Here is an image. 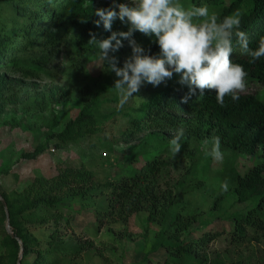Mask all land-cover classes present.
Instances as JSON below:
<instances>
[{
	"label": "trees",
	"instance_id": "1",
	"mask_svg": "<svg viewBox=\"0 0 264 264\" xmlns=\"http://www.w3.org/2000/svg\"><path fill=\"white\" fill-rule=\"evenodd\" d=\"M206 1L210 14L215 13L221 19L238 10L242 14L241 30L249 37V47L258 48L260 38L264 37V0ZM180 3L186 8L202 6L201 0H181ZM106 7V2L97 4L96 0H0V113L5 111L6 99L7 102L12 100L8 90L13 85L47 73L49 45L60 41L68 23L79 29L78 35L86 45H89L90 32H95L97 38L111 35L103 29L102 22L99 27L95 24L99 20L95 10ZM114 26L119 28L113 22L112 31H119ZM133 38L146 51L150 50L149 54L159 52L153 38L139 32H134ZM123 44L124 47L115 53L118 58L120 51L129 47L126 40ZM230 60L241 64L248 73L247 87L237 101L226 97L225 106L221 107L215 92L206 89L203 95L197 90L188 103H182L181 99L189 89L179 84L180 77L174 74L172 79L150 90L145 100L130 108L126 112L129 117L127 127L118 135L127 140L140 138V141L129 149V167L116 169L111 179L100 181L87 169L66 167L53 177H33L18 192L0 191L7 205L11 230L16 236L12 237L6 230V212L0 200V264H16L21 250L20 264H62L67 258L75 259L83 247L89 248L66 232L71 216L69 211H63L62 205L65 199L77 196L87 207L93 206L100 221L116 214V217L126 219L130 212L138 210L147 211L148 220L157 219V214H161L158 220L161 229L148 254L139 263L131 264H172L167 258L157 261L150 257L160 250L179 259V264H223L221 250L212 249L211 242L224 239L226 245L230 240L244 241L248 234H252L255 241L264 237V95L262 91L251 90L252 84L264 85V57L253 62L236 45ZM113 86L102 85L92 93L90 100L84 102L76 116L68 119L58 132H53L59 124L58 109L53 106L45 139L21 156L32 158L43 153L53 138L57 139L56 146L62 148L105 130V124L114 121L111 118L120 112L102 109L107 98L102 99L100 95L110 92ZM57 89L59 87L50 88L53 104L65 96L64 90L58 94ZM192 120L199 126L194 131L195 137H202L206 142L219 136L221 148L227 149L230 157L257 154L259 158L243 173L235 166L224 170L220 193L213 198L209 215L199 209L178 210L174 207L173 194L165 189L160 193L158 188V177L166 165L163 156L172 155L169 141L175 131ZM6 122L12 126L21 123L14 113ZM189 134L184 131L182 140ZM105 143L109 144L106 138ZM150 146H155V150L147 153ZM225 181L227 191L222 187ZM231 196L244 210L236 209L231 213L234 222L231 232L234 233L228 235L229 230L226 231L224 226L218 228L217 224H212L222 217L221 202ZM97 199L99 202L91 205Z\"/></svg>",
	"mask_w": 264,
	"mask_h": 264
},
{
	"label": "rangeland",
	"instance_id": "2",
	"mask_svg": "<svg viewBox=\"0 0 264 264\" xmlns=\"http://www.w3.org/2000/svg\"><path fill=\"white\" fill-rule=\"evenodd\" d=\"M180 1L178 0L179 3ZM96 2H106L109 7L111 0ZM201 3L209 6L206 0H201ZM114 24L119 26H114V29L128 30V25L119 19ZM63 31L66 32L60 36V41H55L49 45L50 50L47 49V73L24 79L25 82L13 85L8 90L12 100L7 102L6 99L5 111L0 113V191L18 192L33 177H53L66 167L87 169L100 181L111 179L116 169L126 170L129 167V149L140 141V138H120L118 134L127 127L129 117L126 112L145 100L150 90L158 87L148 83L140 89V96L130 98L122 108H118L120 97L115 89L100 95L102 99L107 98L102 107L103 111H120L111 118L116 122L108 121L102 132L90 137L84 136L77 144L62 148L56 146L57 139L53 138L49 140L43 153L32 158L21 156V153L34 149L45 139L47 123L53 117V106L58 109L59 114V124L53 132H58L68 119L76 116L83 103L90 100L92 93L102 85H114L117 79L115 73L110 72L106 62L100 58L99 49L83 42L78 35V28L68 23ZM130 55V47L120 51L118 66H122L125 58ZM260 86L252 84L251 90L262 91L264 95V85ZM52 87H59L58 94L65 91V96L55 104L50 101ZM13 113L21 121L18 126L6 122ZM182 128L190 134L181 139V154L175 158L170 153L164 154L166 165L158 177V188L160 193L165 189L173 194L174 207L178 210L188 212L199 209L209 215L211 202L220 193V179L224 170L235 166L243 173L259 161V158L257 154L230 157L231 153L221 148L223 159L216 161L204 154L210 150L211 140L206 143L202 137L194 136V131L199 128L194 120L188 121ZM176 133L175 131L173 135ZM104 137L109 141L108 145ZM154 150L155 146H150L147 153ZM98 202V199L94 200L91 205ZM62 209L69 211L71 216L67 235H72L83 246L89 247H83L75 259L67 258L62 264L139 263L148 254L151 243L161 229L158 222L161 214H157V219L148 220L145 210L130 212L126 219L116 217V214L100 221L93 206L87 207L80 196L65 199ZM236 209L244 210V207L234 202L233 196L225 198L219 208L222 217L212 226H224L226 231L229 230V235L234 228L230 215ZM34 231L39 232V229ZM253 239L252 234H248L244 241L230 240L225 245L224 239H221L211 242L210 246L212 249L221 250L223 264H264V237L257 241ZM150 257L157 261L167 258L172 264H179V259L170 256L165 250L150 254Z\"/></svg>",
	"mask_w": 264,
	"mask_h": 264
},
{
	"label": "clouds",
	"instance_id": "3",
	"mask_svg": "<svg viewBox=\"0 0 264 264\" xmlns=\"http://www.w3.org/2000/svg\"><path fill=\"white\" fill-rule=\"evenodd\" d=\"M95 14L99 17L96 26L102 22L103 29L111 35L97 38L95 32H90L87 44L99 49L100 58L117 77L112 88L120 97L118 108L130 98L140 96L145 83L157 87L174 74L180 77L178 83L189 89L182 103H188L197 90L203 95L207 89L215 92L217 103L224 107L226 97L237 101L247 87L248 73L241 64L230 60L235 46L239 45L241 52L253 62L264 57V37L260 38L257 49L249 47L238 10L221 19L215 13L210 14L207 5L186 8L178 0H111L109 7L97 8ZM117 19L128 25L127 31H112ZM134 32L153 38L159 52L149 54L150 50L146 51L133 38ZM125 40L131 55L118 66L120 61L115 53L124 47ZM183 136L181 127L169 141L173 158L181 152ZM210 143L206 155L221 161L224 153L220 137L213 136ZM222 187L227 191V181Z\"/></svg>",
	"mask_w": 264,
	"mask_h": 264
},
{
	"label": "water",
	"instance_id": "4",
	"mask_svg": "<svg viewBox=\"0 0 264 264\" xmlns=\"http://www.w3.org/2000/svg\"><path fill=\"white\" fill-rule=\"evenodd\" d=\"M0 200L2 202V205L5 209L6 212V230L7 232L12 236V237H16L15 234H13V231L11 230V226L9 224V215H8V209H7V205L4 201V199L2 198V196L0 195ZM20 245L22 246L21 240H19ZM21 256H22V250L19 253L18 259H17V263L16 264H20L21 261Z\"/></svg>",
	"mask_w": 264,
	"mask_h": 264
}]
</instances>
